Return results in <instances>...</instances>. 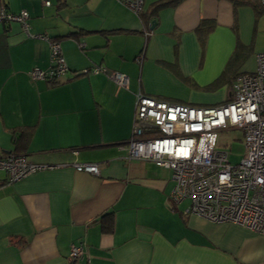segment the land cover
<instances>
[{"label":"crops","instance_id":"crops-1","mask_svg":"<svg viewBox=\"0 0 264 264\" xmlns=\"http://www.w3.org/2000/svg\"><path fill=\"white\" fill-rule=\"evenodd\" d=\"M161 1L145 0L146 25L118 0H0L30 14L28 31L0 25V156L53 166L18 181L0 170V264H264V235L190 214V200L173 199L172 170L127 148L139 91L196 106L231 100L236 76L254 72L264 52L261 2L154 9ZM205 20L213 27L199 31ZM48 39H60L69 68L56 84L30 75L51 67ZM96 65L125 73L128 86L80 73Z\"/></svg>","mask_w":264,"mask_h":264},{"label":"built area","instance_id":"built-area-1","mask_svg":"<svg viewBox=\"0 0 264 264\" xmlns=\"http://www.w3.org/2000/svg\"><path fill=\"white\" fill-rule=\"evenodd\" d=\"M118 1L137 15L144 10L145 0ZM260 2L264 7V0ZM29 17L26 10L16 13L0 5V25L18 21L28 31ZM48 40L51 67H34L30 75L33 79L57 82L69 68L60 41ZM83 73H104L120 87L128 86L125 73L110 71L104 65ZM232 128L243 131L245 154L238 163H232L229 153L217 148L219 133ZM127 148L130 159L150 160L172 170L173 199L177 202L189 199L190 214L264 235V52L256 55L254 72L236 76L233 97L221 105L176 103L139 91ZM52 167L34 163L24 154L0 156V170L8 174L10 181ZM75 168L81 172H100L93 163H78ZM84 251L83 244L73 245L70 255L78 259Z\"/></svg>","mask_w":264,"mask_h":264},{"label":"rangeland","instance_id":"rangeland-1","mask_svg":"<svg viewBox=\"0 0 264 264\" xmlns=\"http://www.w3.org/2000/svg\"><path fill=\"white\" fill-rule=\"evenodd\" d=\"M217 148L227 151L232 163H238L245 154L243 131L232 128L220 132L217 138Z\"/></svg>","mask_w":264,"mask_h":264},{"label":"trees","instance_id":"trees-1","mask_svg":"<svg viewBox=\"0 0 264 264\" xmlns=\"http://www.w3.org/2000/svg\"><path fill=\"white\" fill-rule=\"evenodd\" d=\"M178 0H166V1H161V2H159V3H157L156 5H155V7H154V9H157V8H159V7H162V6H165V5H168V4H170V3H175V2H177ZM235 1V3H237V4H240V3H243L244 1L243 0H234ZM260 9L261 10H264V7L262 6V4H261V7H260ZM141 16H142V18H143V21H144V23L147 25V24H149V22H146V20H145V18H144V14H143V12L141 13ZM13 22V21H12ZM18 22V21H17ZM5 24H7V23H5ZM213 25H214V21H212V20H205V21H203L202 23H201V26H200V28H199V31H202V32H207L209 29H211V27H213ZM112 32H118V31H112ZM202 34H204V33H202ZM69 35H71V36H74V35H76V34H74V33H71V34H69ZM58 40H60V39H58ZM233 63H234V58L233 59H231V61L229 62V64H228V66H227V68H231V66L233 65ZM80 73H82V74H84L83 72H80ZM50 83H53V84H56V83H58V82H50ZM29 137H30V132L28 131V129H23V131L20 133V135L19 136H17V143H19V145H21V146H23L24 145V143L25 144H27V142H28V139H29ZM16 153H19V152H16ZM19 154H21V153H19ZM189 200V199H188ZM112 213H106L105 214V220H104V222H110V221H112ZM104 229L106 230V231H110V227L109 226H106L105 224H104ZM84 254H85V251H84ZM83 254V255H84ZM83 257V256H82ZM82 257H80V258H82ZM72 258V257H71ZM73 259V258H72ZM79 259V258H78ZM73 260H77V259H73Z\"/></svg>","mask_w":264,"mask_h":264}]
</instances>
